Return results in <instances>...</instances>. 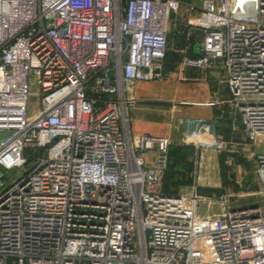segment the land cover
Segmentation results:
<instances>
[{
	"label": "built area",
	"instance_id": "2783aa9c",
	"mask_svg": "<svg viewBox=\"0 0 264 264\" xmlns=\"http://www.w3.org/2000/svg\"><path fill=\"white\" fill-rule=\"evenodd\" d=\"M199 3L0 0V187L29 164L0 191V264H264L257 209L200 216L205 199L160 192L170 140L128 129L133 88L162 79L169 21L184 8L200 55L183 65L222 70L247 140L264 138V0ZM184 129L224 150L213 121ZM251 155L264 190V154Z\"/></svg>",
	"mask_w": 264,
	"mask_h": 264
},
{
	"label": "crops",
	"instance_id": "0c3cea01",
	"mask_svg": "<svg viewBox=\"0 0 264 264\" xmlns=\"http://www.w3.org/2000/svg\"><path fill=\"white\" fill-rule=\"evenodd\" d=\"M196 41L197 38L192 44ZM193 54L189 52V56ZM187 68L194 78L190 81H139L135 84L132 91L135 102L128 117L130 135L170 140L160 192L183 196L196 194L205 199L201 202L205 211L200 216L220 214L223 209H257L264 216V190L255 175L256 160L251 155L261 138L256 143L247 140L229 103L227 88L218 84L222 70L217 73ZM179 102H215L216 105H180ZM186 118L213 121L224 150L218 152L195 145L185 134ZM146 157L152 159L150 154Z\"/></svg>",
	"mask_w": 264,
	"mask_h": 264
},
{
	"label": "rangeland",
	"instance_id": "374dc122",
	"mask_svg": "<svg viewBox=\"0 0 264 264\" xmlns=\"http://www.w3.org/2000/svg\"><path fill=\"white\" fill-rule=\"evenodd\" d=\"M196 4H200L201 0H194ZM188 17L184 8L180 9L177 14L171 16L168 25V48L166 51V57L161 64L162 69V81H190L194 79L191 77L189 68L184 66L185 58L189 57V46L196 38V34L190 32L186 26L185 19ZM205 73V72H204ZM154 82V81H150ZM36 106V100L30 99L29 111ZM9 133L5 131L0 132V141L3 140ZM255 154H264V138L258 141V145L253 149ZM29 164L25 167L14 169L3 174V186L0 187V191L7 189L14 182L18 181L28 169ZM218 200L220 198H217ZM205 211V205L200 203L197 208V214L202 215Z\"/></svg>",
	"mask_w": 264,
	"mask_h": 264
},
{
	"label": "water",
	"instance_id": "95a60500",
	"mask_svg": "<svg viewBox=\"0 0 264 264\" xmlns=\"http://www.w3.org/2000/svg\"><path fill=\"white\" fill-rule=\"evenodd\" d=\"M193 53H194L195 55H197V56L200 55L198 45H195V46H194V48H193ZM107 76L110 77V78H112V77H113V72H112V71H109V72L107 73Z\"/></svg>",
	"mask_w": 264,
	"mask_h": 264
},
{
	"label": "trees",
	"instance_id": "16d2710c",
	"mask_svg": "<svg viewBox=\"0 0 264 264\" xmlns=\"http://www.w3.org/2000/svg\"><path fill=\"white\" fill-rule=\"evenodd\" d=\"M166 57V56H165Z\"/></svg>",
	"mask_w": 264,
	"mask_h": 264
}]
</instances>
